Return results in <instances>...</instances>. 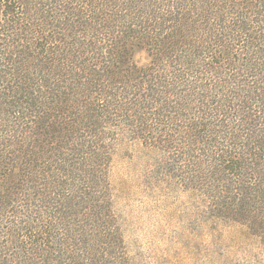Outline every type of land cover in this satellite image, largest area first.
<instances>
[{
    "label": "trees",
    "instance_id": "16d2710c",
    "mask_svg": "<svg viewBox=\"0 0 264 264\" xmlns=\"http://www.w3.org/2000/svg\"><path fill=\"white\" fill-rule=\"evenodd\" d=\"M1 118L0 264H129L88 191L127 131L194 139L217 216L264 233V0H0Z\"/></svg>",
    "mask_w": 264,
    "mask_h": 264
},
{
    "label": "rangeland",
    "instance_id": "374dc122",
    "mask_svg": "<svg viewBox=\"0 0 264 264\" xmlns=\"http://www.w3.org/2000/svg\"><path fill=\"white\" fill-rule=\"evenodd\" d=\"M135 61L147 64V52L139 51ZM0 120V130L8 131L12 122ZM134 136L123 132L109 145L114 156L108 166L107 140L103 142L105 160L97 167L101 184L88 190L102 200L106 230L110 197L129 264H264V233L255 235L241 223L218 217L211 206L205 194L211 182L191 165L193 159H204L206 150L186 149L194 139L181 136L163 146L160 134L159 143L147 144ZM188 163L194 174L185 167Z\"/></svg>",
    "mask_w": 264,
    "mask_h": 264
}]
</instances>
